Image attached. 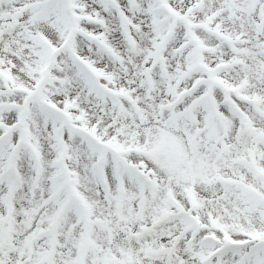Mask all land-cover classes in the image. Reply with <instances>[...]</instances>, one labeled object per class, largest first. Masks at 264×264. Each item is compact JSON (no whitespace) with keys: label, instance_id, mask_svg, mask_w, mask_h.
Returning <instances> with one entry per match:
<instances>
[{"label":"snow or ice","instance_id":"snow-or-ice-1","mask_svg":"<svg viewBox=\"0 0 264 264\" xmlns=\"http://www.w3.org/2000/svg\"><path fill=\"white\" fill-rule=\"evenodd\" d=\"M0 264H264V0H0Z\"/></svg>","mask_w":264,"mask_h":264}]
</instances>
